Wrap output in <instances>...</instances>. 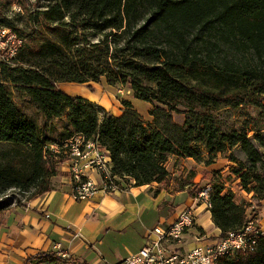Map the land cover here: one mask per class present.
<instances>
[{"label":"trees","instance_id":"1","mask_svg":"<svg viewBox=\"0 0 264 264\" xmlns=\"http://www.w3.org/2000/svg\"><path fill=\"white\" fill-rule=\"evenodd\" d=\"M52 1L38 19L102 37L88 44L86 34L82 40L69 36L80 61L61 59L60 52L56 70L48 74L17 65L21 52L12 64L0 66V144L14 149L11 160L0 164V214L12 206V189L34 190L30 199L53 190L51 180L62 160L49 147L75 134L97 140L110 153L113 175L138 187L168 183L170 156L198 160L202 148L213 155L240 147L247 164L231 155L229 159L238 163L235 174L244 189L264 200L263 135L224 132L214 114L221 105L264 109V0ZM122 40L124 47L119 46ZM57 51L54 48L53 56ZM103 77L108 85L127 87L135 99L157 105L150 112L152 121L146 123L129 101H122V115L116 117L59 88L75 83L93 92L89 83L99 84ZM11 85L25 89L48 121L67 112L71 136L59 143L44 136L13 102ZM182 100L193 105L186 112L177 109ZM175 113L186 115L183 125L175 122ZM262 123L264 129V115ZM22 151L24 161L16 158ZM15 203L23 206L18 199ZM211 203L220 238L251 219L247 207L223 187L212 189ZM26 264L75 262L50 253ZM219 264H264V236L255 251L223 258Z\"/></svg>","mask_w":264,"mask_h":264},{"label":"crops","instance_id":"2","mask_svg":"<svg viewBox=\"0 0 264 264\" xmlns=\"http://www.w3.org/2000/svg\"><path fill=\"white\" fill-rule=\"evenodd\" d=\"M89 86L93 92L88 85L63 83L59 88L69 96L101 106L111 115H122V104L113 89L102 84ZM126 101L139 113L138 106L144 107L134 96ZM174 158L175 162L186 161ZM51 184V192L0 214V264H26L31 258L50 253L75 264H121L148 244L156 226L173 222L194 201L170 178L165 184L139 187L132 182L114 194L100 192L91 199L76 201L65 165L60 166ZM196 214V225L188 231L180 249L183 252L220 238L211 212L201 206ZM256 219L264 231V213Z\"/></svg>","mask_w":264,"mask_h":264},{"label":"rangeland","instance_id":"3","mask_svg":"<svg viewBox=\"0 0 264 264\" xmlns=\"http://www.w3.org/2000/svg\"><path fill=\"white\" fill-rule=\"evenodd\" d=\"M51 4H54L52 0H0V21L6 27L14 28L24 38V46L19 55L17 65L34 66L46 74L56 70L54 67L55 59L57 55H60V52L61 59L70 58L73 62H79V56L74 53L75 49L70 47L68 37L79 36L80 40L84 38L81 36L83 31H77L74 25L61 27L58 24H49L42 19H38L39 12L46 11ZM69 21L70 19L67 18L66 22ZM83 34L88 35V44L97 43L102 37L99 34L91 35L88 32ZM110 42L114 45L112 38H110ZM124 44L125 41L122 40L119 46L124 47ZM84 45L86 46V44L82 46ZM54 48H56V51L60 50L57 51L56 56H53ZM69 84L81 86L75 83ZM89 84L94 86L102 84L107 89H113L114 95L120 103L126 99H133L134 96L133 91L127 87L108 85L105 77L101 78L99 84L93 82ZM10 93L13 102L28 118L38 125L44 136H48L58 143L71 136L72 129L68 124L67 112H64L60 118L48 121L25 89L11 85ZM137 103L144 105V107L138 106L142 119L146 123L151 122L150 112L157 105H148L140 100ZM192 106L191 103L182 100L177 109L180 112H186ZM197 111H203V109L197 107ZM214 114L218 118L220 127L224 132H248L249 137L253 138L256 131H260L264 137L262 126L264 109L262 108L221 105ZM173 116L176 123L184 124L186 115L175 113ZM261 151L264 153V149H261ZM13 155L14 149L12 146L0 144V164L5 165L8 160H11ZM231 155L235 156L239 163L247 164L246 157L240 147L228 149L223 154L217 153L213 155H209L202 148V156L198 160L186 159V161L177 160L175 162L173 161L175 160L174 156H170L167 164V169L170 171L169 178L177 184L179 190H186L188 196L193 199L204 188L223 187L224 193H232L235 196V202L245 205L250 218L257 222L258 219L256 218L264 213V203L255 198L253 193H249L244 189L240 177L235 174L238 163H234L229 159ZM16 158L22 161L26 159L23 151L22 154L16 155ZM60 166L61 164L57 167V173ZM124 184L125 186L130 185L122 181L120 183L121 189L124 188ZM33 192L34 190L30 192H23L17 189L10 190L8 195H11V200H13L10 208L15 206L16 199L23 204L27 203ZM219 239L211 240L206 246L218 243Z\"/></svg>","mask_w":264,"mask_h":264},{"label":"built area","instance_id":"4","mask_svg":"<svg viewBox=\"0 0 264 264\" xmlns=\"http://www.w3.org/2000/svg\"><path fill=\"white\" fill-rule=\"evenodd\" d=\"M24 46V38L11 28L0 25V66L12 64ZM62 158L72 183V196L76 201L91 199L96 194H114L121 191L122 179L112 173L110 153L97 141L75 134L61 144L50 145ZM211 187L204 188L193 204L182 210L177 218L156 226L148 244L121 264H219L223 258L255 251L264 231L253 219L240 230L229 232L211 246H199L183 252L185 236L196 225L197 208L212 209Z\"/></svg>","mask_w":264,"mask_h":264}]
</instances>
